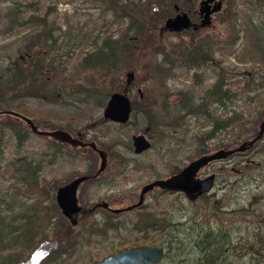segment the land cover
Segmentation results:
<instances>
[{
    "label": "rangeland",
    "instance_id": "rangeland-1",
    "mask_svg": "<svg viewBox=\"0 0 264 264\" xmlns=\"http://www.w3.org/2000/svg\"><path fill=\"white\" fill-rule=\"evenodd\" d=\"M11 1L0 0V64L6 66L11 61L8 56L10 51L18 50L23 44V38L31 29L30 26H19L18 30L15 29L13 32L6 31L8 14L5 8L9 3H13ZM28 1L18 0L28 9L26 14L32 12L39 14L53 2V0H39L38 4L29 8L24 6ZM56 2L57 10L51 16L55 24L65 28L64 21L67 16H71L74 21H79L80 26L84 25V29L91 32L92 36L77 41L71 50L68 44L62 49L61 52L66 56H71L66 64L67 69L63 72L69 78L58 84L61 94L40 98L18 96L11 90L0 100V215L6 221L19 223L22 220L20 217L17 216V220H14L17 212L38 199V196L24 189L25 192L20 193L17 201H23L22 204L25 205H8L7 200H14L11 197V184L19 175L9 164L10 160L24 152L44 150L51 140L57 139L31 131L24 119L2 109L12 108L23 112L35 120L41 128L61 127L72 134H76L80 129L84 130L86 132L84 139H94L97 145L109 150L106 172L98 178L99 180L91 177L79 187V202L84 204L86 200L87 207H91L92 202L102 197L113 196L116 198L112 203L114 206L122 207L133 203L137 200L144 183L154 177L171 174L195 156L204 153L199 148L196 135L211 125L206 118L188 113L179 120L178 127H166L164 133L155 132L150 129L148 116L141 110L137 112L134 109L127 122L118 123L105 119L104 106L111 92L115 90L126 91L132 98V104L144 99L156 100L154 110L158 113L165 111L163 101H167L171 113H182L185 110L176 103L180 91L193 92L195 98L199 100L217 81L219 73L224 71L227 80L225 86L232 91L237 89L241 92L239 98L232 104L237 103L236 105L239 106L248 101L251 121V131L248 136L257 133L260 120L264 116V106L259 99L260 96L264 97V41H261L263 44L261 48L257 46V38L261 36L264 39V5L259 6L256 0H224V9L214 13L211 25L201 26L198 30L161 31L165 16L157 22L154 31L148 35L149 41H145L147 37L142 40L137 39L136 42L132 41L126 48L118 51L114 57L83 64L81 59L84 53L95 49V43L92 42L94 35L98 34V41L107 32L117 36L125 29L127 21L114 22L111 25L113 18L111 12L104 15L94 1L57 0ZM198 2L199 0H193L188 4L181 3L180 7L189 11L190 15L198 20L194 12V9L199 8ZM169 8L171 14L176 12L173 4L169 5ZM200 43L203 53L211 57H206V60L203 59L199 64H193L182 49ZM175 45H178L176 49ZM161 47L164 50H161ZM105 51L109 52V49L106 47ZM165 51H170L176 61L174 65L169 64L171 61L166 57ZM21 57L26 61L29 58L28 55L23 54ZM162 67L166 68L162 69ZM129 69L134 70L135 79L126 84V73ZM252 73L254 81L249 83ZM195 74H198L199 79ZM246 81L248 90L244 91L242 86ZM139 86L142 87L143 96L138 92ZM247 97L248 100H245ZM211 99L212 97L208 96V100ZM211 107L218 113L224 111L218 102L211 103ZM13 117L20 122L19 129L29 132L28 137L21 144L18 142L16 128L12 124ZM140 131L152 140V146L141 155H137L132 148L131 135ZM224 134L223 132L222 136ZM240 141L242 140H228L225 145H218L217 139L213 138L209 140L208 149L205 151L216 150L226 145H237ZM65 144L67 148H64V152L58 154L53 163H46L43 170L48 178L58 177V185L79 173L97 169L100 163V157L90 145H73L67 142ZM250 163L254 164V176L247 174L240 176L244 167ZM212 171L216 172L217 177L211 190L215 195L211 197L199 196L193 200L183 191L173 192L154 187L146 194L143 206L125 209L113 216L112 219L119 223L118 227L108 228L104 232H94L89 240L81 237L77 249L62 253L60 257L50 262L46 261L60 244L68 243L69 235L73 233L72 229L74 231L86 229L91 220L98 221L102 225L110 213L102 206L96 207L79 219L78 223L74 224L75 226L65 233L66 235L64 234V238L59 239L54 236L50 229L39 239L35 249L31 253L27 252L28 257L25 254L18 256L16 264H93L96 260L104 258V255L126 247L146 244L164 245L166 255L156 264H196L202 253L195 246L188 248L183 244L189 234L190 224L189 221L187 224L183 222L189 215L197 216L207 212L210 209L208 207L210 199L219 205L218 196L225 191L227 192L224 195L225 199L231 198L232 205H235L245 201V195L250 192L251 187L257 185L259 189L264 185V134L253 146L208 163L201 170L200 175ZM52 194L55 201V191ZM54 209L57 215L64 219L65 226L70 223L60 206ZM148 219L158 221L157 227L149 226L146 223ZM210 219L213 222L212 216ZM205 223L209 224L207 221ZM9 239L11 240L8 236L5 238L7 244ZM169 241H172L171 247ZM41 249L43 253L38 259H34L35 253ZM4 250L7 252L13 249L8 245ZM231 250L237 252L231 253V260L241 264L250 262L251 255L248 252L243 253V248L233 247ZM1 256L4 257V252H1Z\"/></svg>",
    "mask_w": 264,
    "mask_h": 264
},
{
    "label": "trees",
    "instance_id": "trees-1",
    "mask_svg": "<svg viewBox=\"0 0 264 264\" xmlns=\"http://www.w3.org/2000/svg\"><path fill=\"white\" fill-rule=\"evenodd\" d=\"M57 0H53L43 12L39 14L32 12L27 13V8L23 7L18 0H12L5 8L8 14L6 22V31L18 30L19 26H30V31L23 38V44L20 45L16 52L9 53L11 61L8 65L0 64V100L8 91L13 90L16 95H28L43 97H54L59 93L58 84L64 82L68 76L63 72L67 69L66 64L69 62L71 55H65L62 51L64 46L70 45L71 50L77 41L90 38L92 33L84 29V25L80 26L79 21H74L72 17L65 19L66 27L55 24V20L51 18L55 10H57ZM94 1L102 13L106 15L111 12L113 18L110 24L114 22L125 23L127 25L124 30L120 31L117 36L114 33H104L99 40V36L94 35L92 42L95 43V49L88 50L84 53L81 62L84 64L94 63L95 60H105L116 56L117 52L126 48L131 42H136L137 39L148 40V35L151 34L157 22L165 16L171 14L169 5L178 2L188 4L193 0H90ZM259 6L263 7L264 0H256ZM38 1L29 0L24 6L32 7L38 4ZM224 3V1H223ZM223 5V4H222ZM40 7V6H39ZM37 7V9L39 8ZM33 8V7H32ZM224 9V5L220 10ZM211 25V23H210ZM210 25H206L209 27ZM161 31L164 29L160 28ZM149 41V40H148ZM258 48L262 47L261 36L257 38ZM200 44H194L183 48L188 60L193 64H199L206 57L211 55L204 54ZM178 45H175V49ZM109 52L105 51V48ZM163 48L161 47V50ZM68 50V51H69ZM164 50V49H163ZM13 53H15L13 55ZM21 54L28 55L29 58L24 60ZM69 54V53H68ZM166 57H169L171 63L175 64V59L172 58L170 51H165ZM69 56V57H68ZM153 66L154 63H153ZM157 66H159L157 64ZM166 67H162L164 69ZM63 75V76H61ZM199 79L198 74H195ZM254 74L249 77V83L254 81ZM217 81L213 83L206 94L201 96L199 100L195 98L192 92L180 91L179 99L176 101L185 110L182 113H171L168 109L169 104L163 101L165 111L160 113L154 110L156 100L144 99L139 103H134L133 109L137 112L140 110L148 116L150 129L155 132L164 133L166 127L176 128L180 125L179 120L186 117L188 113L195 114L201 118H206L210 126L197 133V143L201 151L205 152L208 149L209 140L216 138L218 145H225L228 140H243L250 134L251 121L250 111L248 109V101L245 104H232L235 99L240 96V91L235 89L232 91L226 87L225 72H220ZM247 81L243 90L247 91ZM208 96L212 97L209 101ZM255 96L252 97L254 99ZM262 106H264V97L260 96ZM248 100V97L245 99ZM218 102L222 106L221 112H216L211 107V103ZM13 126L16 128L17 137L21 144L29 132L19 129L20 122L16 117H13ZM232 131V132H231ZM223 132L225 133L223 136ZM253 146V145H252ZM67 144L63 141L51 140L44 150H35L32 153L24 152L11 159L9 164L15 168V172L19 174L12 185L11 197L12 201L7 200L9 206L16 204L24 206L23 201H17L20 193H24V189L29 190L33 195L38 196L37 201L28 203L27 207L22 211H18L17 216L22 220L13 224L12 221H6L0 215V264H16V259L19 255L27 252L31 253L38 244L40 238L47 234L50 229L54 236L64 238V234L69 232L75 225L70 221V227L65 226L64 219L57 215L54 211L58 205L53 201V191L58 187V177L48 178V175L43 173L46 163H53L58 154L64 152ZM254 164L246 165L240 176L247 174L254 176ZM1 167V165H0ZM9 190V189H8ZM24 191V192H23ZM227 192L221 193L218 197L219 205H216L211 199L207 212L198 214L197 216H187L183 224L189 221V234L183 244L197 247L201 251L200 260L196 264H241L240 262L231 260V253L234 249H244L243 253H250V262L243 264H264V185L257 189V185L251 187L249 193L245 196V201L232 205L233 201L225 199ZM215 195L213 191L203 193L201 197H211ZM199 197V196H198ZM6 198V196L4 197ZM4 200V199H3ZM225 206V207H224ZM88 214L82 213L79 219ZM116 213L109 214L102 225L98 221L91 220L86 229L72 232L69 236L66 245L60 244L59 248L53 250L50 257H47L48 262L58 258L62 253L70 252L71 249H77L80 245L81 237H86L88 240L94 232H104L108 228L118 227L119 223L112 218ZM213 217V222L210 217ZM228 220V221H226ZM6 221V222H5ZM209 222L208 225L205 222ZM171 221H169L170 223ZM16 223V222H15ZM149 226L157 227L158 221L147 220ZM66 235V234H65ZM9 239L7 244L5 238ZM169 246H172V241H169ZM9 245L13 250L5 252V248ZM82 245V244H81ZM1 252H4L2 258ZM237 253V252H235Z\"/></svg>",
    "mask_w": 264,
    "mask_h": 264
},
{
    "label": "water",
    "instance_id": "water-1",
    "mask_svg": "<svg viewBox=\"0 0 264 264\" xmlns=\"http://www.w3.org/2000/svg\"><path fill=\"white\" fill-rule=\"evenodd\" d=\"M223 1L224 0H199V10L202 15V19L199 21L194 20L189 11L180 7L177 2L174 4L176 12L165 17L166 19L161 25V28L178 32L183 29H189V27L198 29L200 26L210 25L213 20L212 13L220 11L223 7ZM126 74V84L133 82L135 79L134 70L129 69ZM138 92L141 96L144 95L141 86L138 87ZM104 107V117H109L117 122H127L131 117L130 115L133 109L132 98L126 91L115 90L109 95ZM2 111L13 113L15 116L24 119L28 123L31 131H36L37 133L43 135L47 134L54 139L71 143L73 145H91L93 148L100 151L101 154V163L98 168L99 172L107 164L105 150L100 146L98 147L97 142L94 139L88 141L82 140L79 137V135L82 134L81 131H78L76 136L69 130H65L61 127L41 128L35 120L23 112L21 113L20 111L12 108L5 110L2 109ZM260 121V126L255 135L248 136L246 139L238 142L237 145H226L218 147L216 150L205 151L204 153H201L186 162L182 168L174 171L173 173L164 175V177H154L152 180L143 184L140 189L141 192L138 200L133 201V203L123 205L122 207L113 206L112 209L114 211H122L123 209H132L135 206L141 205L144 202L145 193L154 189V187L167 189L173 192L183 191L188 198L193 200L197 199V197L203 193L211 191L216 181V172H208L201 176V170L206 167L208 163L216 159L226 158L237 151L245 150L249 146L254 145L264 134V116ZM131 137L133 139L132 144L137 152H141V150L151 148L152 146V140L142 131L132 133ZM88 177V174H79L69 179L67 182L60 184L56 189L55 194L57 204L60 206L62 213L73 224L78 223L79 213L81 211L91 210V208L89 209L84 207L82 204H79L77 193L79 184ZM104 204L108 205L106 202H104ZM164 254V247L160 244L136 245L135 247H126L123 250L104 255V258L96 260L93 264H152Z\"/></svg>",
    "mask_w": 264,
    "mask_h": 264
},
{
    "label": "flooded vegetation",
    "instance_id": "flooded-vegetation-1",
    "mask_svg": "<svg viewBox=\"0 0 264 264\" xmlns=\"http://www.w3.org/2000/svg\"><path fill=\"white\" fill-rule=\"evenodd\" d=\"M214 2V1H213ZM212 2V3H213ZM198 6H199V2H198ZM194 12H195V14H196V17H198V20H196V19H194V17L193 16H191V17H193V19L194 20H196V21H199V20H201L202 19V15H201V13H200V10H199V8L198 9H194ZM214 13L215 12H213L212 13V16L214 15ZM213 18H214V16H213ZM213 21V20H212ZM212 23V22H211ZM201 27V26H200ZM203 27H206V25H203ZM189 29H193V30H198V29H200V28H198V29H195V28H192V27H189ZM189 29H183V30H189ZM181 31V30H180ZM133 105V104H132ZM104 117V116H103ZM105 119H111V118H106L105 117ZM111 120H113V119H111ZM115 121V120H114ZM117 122V121H116ZM119 122H122V121H119ZM118 122V123H119ZM78 131H81L82 132V134L81 135H79V137L82 139V140H84V141H88L87 139H84L85 138V134H86V132L84 131V130H78ZM77 131V132H78ZM77 132H76V134H74V135H76L77 136ZM96 141V140H95ZM97 142V141H96ZM66 143V142H65ZM82 145V144H81ZM89 145V144H88ZM85 146V145H84ZM91 146V145H90ZM101 147L102 149H104L105 150V153H106V160H107V164L104 166V168H102L101 170H100V172L98 171V168L96 169H93V171L92 170H89V172H84V173H79V174H88L89 175V177L88 178H86L85 180H83L80 184H79V187H80V185L84 182V181H86L87 179H89V178H91V177H94V178H96V179H98V178H100V176L102 175V174H104L105 172H106V168H107V166H108V162H109V160H108V157H109V150L108 149H106L105 147H103V146H101V145H98V147ZM92 147V146H91ZM132 148H133V150H134V152H135V154H137V155H141L142 153H144L145 151H147V150H149L150 148H148V149H144V150H141V152H137L136 150H135V148H134V145L132 144ZM92 149L93 150H95L96 151V153L98 154V156L100 157V163H101V154H100V151H98V150H96L95 148H93L92 147ZM100 163H99V166H100ZM128 164V163H127ZM75 176H77V175H75ZM75 176H73V177H75ZM72 177V178H73ZM71 179V178H70ZM99 180V179H98ZM59 186V185H58ZM79 187H78V189H77V193H78V191H79ZM58 188V187H57ZM56 188V189H57ZM152 190V189H151ZM163 190H167V189H163ZM55 191V193H56V190H54ZM141 192V191H140ZM140 192H139V194H138V198H137V200L139 199V197H140ZM149 192V191H148ZM148 192H146L145 193V196H146V194L148 193ZM145 196H144V199H145ZM55 201H56V196H55ZM85 202H86V200H84ZM116 201V198L113 196L112 198H101L100 200H97V201H94V202H92L93 204L91 205V207H87L86 205H87V202L85 203L84 202V204H82V203H80L79 202V193H78V202H79V204H82L84 207H87V208H91V210H93V209H95L96 207H101L102 206V208H104V209H106V210H108L109 212L108 213H110V214H112V213H116V214H118V213H120V212H123V210H125V209H123L122 211H114L113 209H112V207L114 206V205H112V203H114ZM144 201V200H143ZM104 202H106L108 205H105L104 204ZM144 203H145V201L141 204V205H138V206H135V207H141V206H143L144 205ZM89 204V203H88ZM56 205H58L57 204V201H56ZM58 207H59V205H58ZM134 208V207H133ZM132 208V209H133ZM91 210H87V211H81L79 214L81 215V213H86V212H91ZM80 215H79V218H80ZM160 245H162V244H160ZM163 247H164V245H162ZM123 250V249H122ZM164 253H165V248H164ZM166 255V253L161 257V258H159L157 261H154L152 264H156L157 262H159L164 256Z\"/></svg>",
    "mask_w": 264,
    "mask_h": 264
},
{
    "label": "bare ground",
    "instance_id": "bare-ground-1",
    "mask_svg": "<svg viewBox=\"0 0 264 264\" xmlns=\"http://www.w3.org/2000/svg\"><path fill=\"white\" fill-rule=\"evenodd\" d=\"M42 253H43V250H42V249L39 250V251H37V252L35 253V255H34V257H35L34 259H38Z\"/></svg>",
    "mask_w": 264,
    "mask_h": 264
}]
</instances>
